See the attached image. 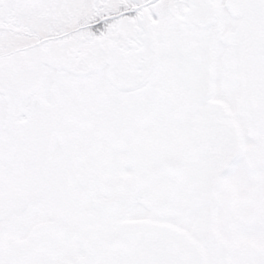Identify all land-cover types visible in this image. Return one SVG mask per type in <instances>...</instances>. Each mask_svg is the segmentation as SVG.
<instances>
[{
	"label": "rangeland",
	"instance_id": "rangeland-1",
	"mask_svg": "<svg viewBox=\"0 0 264 264\" xmlns=\"http://www.w3.org/2000/svg\"><path fill=\"white\" fill-rule=\"evenodd\" d=\"M147 1L0 0V171L14 176L0 184V194L26 188L15 180L23 165L5 153L22 144L19 131L36 127L23 121L34 101L49 104L45 111L64 131L74 117L60 116V105L87 108L91 87L109 89L111 102L142 97L138 128L128 127L121 142L112 121L95 118L93 129L106 136V163L117 177L136 175L187 144L193 162L201 149L191 135L201 129L221 147L207 150L205 160L206 177H216L212 197L179 224L204 218L211 226L219 244L206 246V264H264V127L253 123L264 98V0ZM247 36L251 43L243 48ZM247 47L250 62L242 53ZM250 77L259 89L253 96H260L254 114ZM184 92L192 97L187 113L174 121L165 95Z\"/></svg>",
	"mask_w": 264,
	"mask_h": 264
},
{
	"label": "flooded vegetation",
	"instance_id": "flooded-vegetation-1",
	"mask_svg": "<svg viewBox=\"0 0 264 264\" xmlns=\"http://www.w3.org/2000/svg\"><path fill=\"white\" fill-rule=\"evenodd\" d=\"M245 40L243 48L251 43L248 36ZM243 52L250 62V48ZM251 79L247 85L252 84L253 90L247 102L254 114L260 96H253L259 89ZM134 86L141 84L137 81ZM108 90L91 87L93 100L87 108L75 104L65 111L61 104L58 114L74 117L72 129L64 131L56 129L59 122L45 111L49 104L41 100L34 101V108L30 104L24 127L29 128L32 122L36 127L19 131L22 144L5 153L23 165V176L15 180L25 181L26 188L9 197L0 194V264H206V246L219 244L217 236L212 239L214 231L204 218L186 228L179 222L203 209L212 197L216 177H206L205 160L207 150L219 152L221 147L198 128L191 135V139L196 134L205 137L197 143L201 149L198 160L189 161L187 144L143 173L134 165L136 175L117 177L106 163V136L93 129V122L100 117L104 125L105 119L112 121V135L121 142V136L130 132L128 127L138 128L136 116L142 115V97L111 102ZM156 92L163 96L160 89ZM191 98V92L165 95L173 120L188 109ZM32 109L38 113L34 115ZM258 112L263 115L258 114L253 123L264 127V98ZM32 135L36 136L33 141ZM165 162H172L169 169L163 167ZM5 168L0 171V184L7 177L14 179Z\"/></svg>",
	"mask_w": 264,
	"mask_h": 264
},
{
	"label": "water",
	"instance_id": "water-1",
	"mask_svg": "<svg viewBox=\"0 0 264 264\" xmlns=\"http://www.w3.org/2000/svg\"><path fill=\"white\" fill-rule=\"evenodd\" d=\"M203 138H204V136H202L201 134H196V135H194V136L192 137V139H193L194 141H200V140L203 139ZM169 165H172V162H165V163H163V167L166 168V169H167V167H168V169H169Z\"/></svg>",
	"mask_w": 264,
	"mask_h": 264
}]
</instances>
